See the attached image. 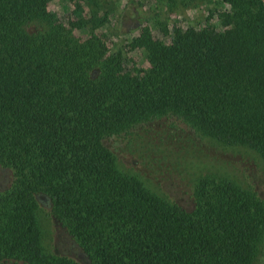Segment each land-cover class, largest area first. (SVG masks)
Here are the masks:
<instances>
[{
  "label": "trees",
  "instance_id": "obj_1",
  "mask_svg": "<svg viewBox=\"0 0 264 264\" xmlns=\"http://www.w3.org/2000/svg\"><path fill=\"white\" fill-rule=\"evenodd\" d=\"M52 1L0 0V264H264V0H199L181 26L160 17L182 2L144 0L120 33L125 5ZM167 120L172 157L248 147L261 189L176 172L179 200L117 166ZM39 210L70 251L43 249Z\"/></svg>",
  "mask_w": 264,
  "mask_h": 264
},
{
  "label": "rangeland",
  "instance_id": "obj_2",
  "mask_svg": "<svg viewBox=\"0 0 264 264\" xmlns=\"http://www.w3.org/2000/svg\"><path fill=\"white\" fill-rule=\"evenodd\" d=\"M132 1L133 3H129ZM176 1L182 2L179 6V10L181 11L170 12L168 17H165L163 13L160 18L166 19L168 24L176 23L179 26L188 24L190 20L206 14V8L212 4V2L208 4L201 3L199 0ZM108 2L110 5L115 4L119 10L123 5L127 6V9H124V16L121 21L113 19L114 29L119 33L136 24L134 20L137 17L133 11L134 6L136 7L135 10L142 11V15L148 14V8L144 0H109ZM139 2H141V7L137 5ZM185 2L188 5L186 9L182 6ZM59 4L60 0H53L49 3V9L57 13ZM115 38L113 37V40ZM137 62L141 65L144 64L141 58H137ZM162 124L160 127L154 126L155 128L153 127V130L149 132L153 133L152 131H155L153 134L160 140L158 142L149 141L144 143L138 138L134 140L126 139L124 144H119L115 152L117 155V166L131 174L135 173L153 191L165 190L175 195L179 200H184L185 197H183L182 191H180L183 188L181 186L183 179L176 182L180 177L176 176V172L188 179L196 178L200 174L212 173L223 179L232 180L242 186L251 183L255 185V189H261L262 163L257 154L248 147L242 145L222 146L213 140L202 139L200 140L199 147L202 149L203 155L195 156L190 150L194 144L189 141L184 150L180 151L174 158L172 157L173 152L164 147L163 140L165 139V135L181 133L180 130H185L184 126L182 123L175 121V127L172 128L169 120L165 123L162 122ZM205 149L209 152L206 153ZM149 153L150 155H148ZM163 154L168 157H161ZM169 158H171L173 163L168 160ZM160 161L161 163H159ZM176 161L177 163H175ZM157 163H159L158 165L166 164L165 166L169 168L170 172L163 174L162 169L157 168ZM3 178L4 174L0 173V185L3 182ZM37 222L40 230L41 245L45 251L66 252L71 250L68 247L67 239L53 227V223L42 210L38 211ZM75 254L79 259L83 260L79 252Z\"/></svg>",
  "mask_w": 264,
  "mask_h": 264
}]
</instances>
